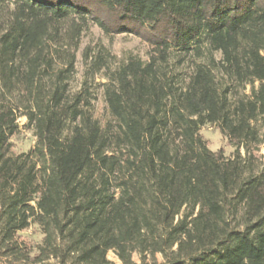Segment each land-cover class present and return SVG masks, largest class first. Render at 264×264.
<instances>
[{
	"label": "trees",
	"instance_id": "obj_1",
	"mask_svg": "<svg viewBox=\"0 0 264 264\" xmlns=\"http://www.w3.org/2000/svg\"><path fill=\"white\" fill-rule=\"evenodd\" d=\"M263 144L264 0H0V264H264Z\"/></svg>",
	"mask_w": 264,
	"mask_h": 264
},
{
	"label": "rangeland",
	"instance_id": "obj_2",
	"mask_svg": "<svg viewBox=\"0 0 264 264\" xmlns=\"http://www.w3.org/2000/svg\"><path fill=\"white\" fill-rule=\"evenodd\" d=\"M100 38L103 42L111 44V50L116 55L117 60L119 62L125 60L128 56H138L142 59H146V50L147 45L144 41H142L137 36L132 34H117L111 38L104 37V35L96 28L93 27L88 33V35L84 38L83 44L89 41H95ZM79 58V57H78ZM78 70H80V64L78 63ZM95 114L97 117L105 114L104 103L102 98L99 97L96 102ZM25 118H20L19 123L23 124ZM202 137L206 140L207 145L212 150H221L226 155L232 151L231 146L227 143L226 139L219 133V131L212 126H205L201 129ZM12 142V151L13 153H19L23 151H27L30 147H32L34 143V136L31 130L21 128L19 133L11 137ZM260 153L263 154L264 157V144L261 146ZM30 230H26L23 232V235L28 236L29 239L38 240L39 235H31ZM107 257L109 260L113 261L115 264H120L119 260L116 258L112 251L107 253ZM134 261H138V255L134 253L132 255ZM158 261H161V256H156Z\"/></svg>",
	"mask_w": 264,
	"mask_h": 264
}]
</instances>
